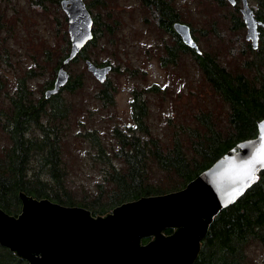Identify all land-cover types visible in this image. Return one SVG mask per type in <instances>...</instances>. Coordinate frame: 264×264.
Here are the masks:
<instances>
[{"label": "trees", "instance_id": "1", "mask_svg": "<svg viewBox=\"0 0 264 264\" xmlns=\"http://www.w3.org/2000/svg\"><path fill=\"white\" fill-rule=\"evenodd\" d=\"M215 1L230 4L226 0ZM237 1L233 8L239 11L241 0ZM253 1L256 2L255 15L264 24V0ZM144 2L155 11L159 26L175 37V44L168 48L163 57L164 63L178 61L179 52L194 55L206 82L227 108L226 122L216 118L211 111L200 112V116L195 119V126H184V131L180 134L176 132L171 143L166 145L156 138H142L131 128L124 132L116 128L120 143L116 155L124 159L126 166L123 169L114 166L100 136L96 132L87 133L86 137L97 149L96 157L101 158L106 168L104 181L97 184L95 195L90 200L85 197L78 201L66 181L68 168L65 162L63 121L69 118L71 106L66 105L61 98L62 91L49 99L45 96L46 90L53 87L57 73H53V79L44 87L40 97L35 99L26 84L28 78L35 75V70H30L19 80L15 93H8L0 72V207L9 214L18 215L21 212L19 193L24 192L38 199L48 198L67 206H77L78 202L80 206L90 208L95 215H105L125 202L184 188L219 158L235 149L239 142L257 136L258 121L264 118V25L259 27V48L255 50L249 41L246 42L241 68L232 71L220 63L216 54L207 52L201 46V52L198 53L183 43L174 29V23L182 21L173 0ZM57 3L58 8H62L60 0ZM97 3L103 6L102 0L86 3L92 14H95L93 28L97 27L93 31L94 38L69 64L80 59H85L87 64V59L90 60L86 54L89 44L95 42L100 32H113L110 23L105 25L104 32L99 28L100 11L96 9L99 10L101 6L98 7ZM59 19L55 17L57 32ZM232 19V28L245 29L239 12L234 13ZM1 26L0 22V30ZM192 34L194 36L193 31ZM66 37L67 49L60 56L55 72L69 56L71 44L69 37ZM82 84V75L71 76L65 88L73 91ZM158 90L157 85L151 87V91ZM99 97L108 102L112 99L109 90L101 92ZM144 100L136 96L133 102L137 126L143 132L147 131L144 127L147 102ZM152 176L159 177V182L154 183ZM165 181L166 185L161 186ZM172 232V229L165 231L166 234ZM253 243L264 246V170L255 184L215 217L194 264H246L249 261L248 247ZM0 247L6 251L0 254V258L5 257L6 262L0 260V264H12L20 260L8 248L1 244Z\"/></svg>", "mask_w": 264, "mask_h": 264}, {"label": "rangeland", "instance_id": "2", "mask_svg": "<svg viewBox=\"0 0 264 264\" xmlns=\"http://www.w3.org/2000/svg\"><path fill=\"white\" fill-rule=\"evenodd\" d=\"M102 1L103 6L99 3L101 8L96 9L101 13L99 28L104 32L105 25L110 23L113 32L107 31L110 35L100 32L87 47L86 54L96 64L110 63L115 71L99 82L88 70L85 59H80L66 68L73 77L82 75V86L61 92L65 104L71 106L69 118L63 121L66 181L78 201L85 197L90 200L95 195L97 184L104 181L106 168L101 158L96 157L97 149L86 137L87 133L96 132L114 166L123 169L124 159L116 155L120 145L116 128L123 132L131 128L142 138H156L166 145L176 132L184 131V126H195L200 112L211 111L222 122L227 120L226 106L206 82L194 55L179 52L178 61L164 63L163 57L175 44V37L159 26L158 16L144 0ZM90 2L96 0H86L87 4ZM172 3L181 21L192 27L199 46L216 54L220 63L230 70H240L243 48L248 42L246 27L232 28L233 14H241L240 9L215 0H173ZM250 5L255 10L256 2L250 0ZM56 16L60 18L59 32ZM0 20V72L6 90L15 93L19 80L35 70L26 84L37 99L53 79V73H57L55 66L67 49L66 13L58 8L57 0H0ZM153 85L159 90L151 91ZM107 90L112 99L105 103L99 95ZM136 96L147 102L144 132L137 126L133 106ZM152 181L158 183L159 177L152 176ZM165 185L166 181L161 184ZM4 253L0 247V254ZM247 253L246 264H264V246L260 243L251 244ZM5 259L0 258L2 262ZM22 262L25 261L12 264Z\"/></svg>", "mask_w": 264, "mask_h": 264}, {"label": "water", "instance_id": "3", "mask_svg": "<svg viewBox=\"0 0 264 264\" xmlns=\"http://www.w3.org/2000/svg\"><path fill=\"white\" fill-rule=\"evenodd\" d=\"M61 6L68 16L71 46L53 87L45 92L47 99L66 86L71 77L66 66L94 38L85 0H61ZM240 10L246 39L257 50L264 24L249 0H241ZM174 29L185 45L201 52L190 25L176 21ZM87 65L100 82L112 70L91 60ZM262 170L264 118L258 121L257 136L239 142L184 188L125 202L105 215L20 192L18 215L0 207V244L27 264H194L215 217L255 184ZM167 229L173 232L166 234Z\"/></svg>", "mask_w": 264, "mask_h": 264}, {"label": "flooded vegetation", "instance_id": "4", "mask_svg": "<svg viewBox=\"0 0 264 264\" xmlns=\"http://www.w3.org/2000/svg\"><path fill=\"white\" fill-rule=\"evenodd\" d=\"M60 2H61V0H60ZM237 2H238V1H237ZM97 4H98V3H97ZM97 6L99 7V4H98ZM240 8H241V7H240ZM89 10H90V9H89ZM64 12H65V11H64ZM90 12H91V10H90ZM65 13H66V12H65ZM91 14H92V12H91ZM98 14L101 16V13H100V12H98ZM66 16H67V14H66ZM92 17H93V21H94V24H93V27H94V26H95V14H92ZM99 20H100V19H99ZM67 21H68V16H67ZM0 22H1V20H0ZM68 26H69V22H68ZM96 27H97V26H96ZM96 27H95V28H96ZM95 28H93V31L96 30ZM66 35H69V30H67ZM69 37H70V35H69ZM193 37H194V36H193ZM194 39H195V37H194ZM69 40H70V38H69ZM92 43H94V42H92ZM92 43H91V44H92ZM70 44H71V43H70ZM87 60H88V59H87ZM90 60H91V59H90ZM91 61H92V60H91ZM92 62H93V61H92ZM169 62H171V61H169ZM95 64H96V63H95ZM96 65H97L98 67H104V66H109V65H111V64L108 63V62H105V63H103V64H96ZM60 66H61V65H60ZM60 66H59V68H60ZM111 66H112V70L110 71V73H111L113 70L115 71V67H114L113 65H111ZM66 67H67V66H66ZM59 68H58V69H59ZM58 69H57V71H58ZM66 69L68 70V68H66ZM68 71H69V70H68ZM69 73H70V71H69ZM110 73H109V74H110ZM109 74H108V75H109ZM70 75H71V73H70ZM107 78H108V76H107ZM107 78H106V79H107ZM106 79H105V80H106ZM70 80H71V77H70ZM70 80H69V82H70ZM105 80H104V81H105ZM104 81H103V82H104ZM69 82H68V83H69ZM51 87H52V86H51ZM51 87H49V88H51ZM65 87H66V86H65ZM65 87H64L63 89H65ZM63 89H62L61 91H63ZM61 91H60V92H61ZM109 92H110V91H109ZM53 96H54V95H53ZM53 96H52V97H53ZM101 97L103 98V96H101ZM103 100L105 101V103L108 102V100H105V99H103ZM145 240H147L146 242H148V241L150 240V238H149V239H145ZM146 242H145V243H146ZM27 263H28V262H22V264H27ZM58 263L60 264V263H62V262H58ZM67 263L70 264L71 262H67Z\"/></svg>", "mask_w": 264, "mask_h": 264}, {"label": "snow or ice", "instance_id": "5", "mask_svg": "<svg viewBox=\"0 0 264 264\" xmlns=\"http://www.w3.org/2000/svg\"><path fill=\"white\" fill-rule=\"evenodd\" d=\"M251 182V181H250ZM242 191H243V189H241L240 191H238L237 193H236V195H240V194H242Z\"/></svg>", "mask_w": 264, "mask_h": 264}]
</instances>
